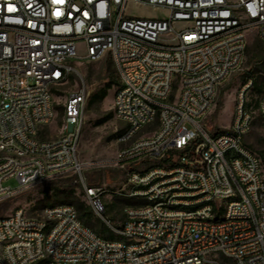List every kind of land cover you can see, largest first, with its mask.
I'll list each match as a JSON object with an SVG mask.
<instances>
[{
  "label": "built area",
  "instance_id": "built-area-1",
  "mask_svg": "<svg viewBox=\"0 0 264 264\" xmlns=\"http://www.w3.org/2000/svg\"><path fill=\"white\" fill-rule=\"evenodd\" d=\"M131 3L168 15L138 18ZM253 34L264 43V0H0V204L76 176L98 214L106 197L140 202L123 204L115 238L70 204L0 216V264H264V156L246 141L253 81L228 131L204 123ZM107 56L126 126L116 190L82 178L85 88L57 123L61 87ZM258 111L264 126V88Z\"/></svg>",
  "mask_w": 264,
  "mask_h": 264
},
{
  "label": "rangeland",
  "instance_id": "rangeland-1",
  "mask_svg": "<svg viewBox=\"0 0 264 264\" xmlns=\"http://www.w3.org/2000/svg\"><path fill=\"white\" fill-rule=\"evenodd\" d=\"M128 12L138 18L148 19H163L168 15L167 10L132 3L129 4ZM79 72L80 74L74 75L70 83L61 87L56 95L57 123L60 126L67 95L73 90L85 88L88 97L79 154L83 162L92 165L86 166L82 172V178L87 186H101L116 190L121 187L125 177L124 172L114 165L118 151L124 147L118 138L126 129L125 124L116 118L114 112V92L119 85V77L109 56L94 63H84L80 66ZM249 80L253 81V85L245 92V102L253 116V121L246 141L264 156V126L258 111L264 88V43L255 34L249 42L242 70L222 87L217 104L204 123L213 131H228L233 122L238 94ZM109 116L112 118L104 121ZM152 129L150 128L148 132ZM59 132V128L54 125L51 135L55 136ZM53 181L26 190L15 198L0 204V216H7L16 209H23L27 215L33 216L55 202L65 201L63 196L54 192L55 185L51 184ZM8 183L16 186L14 180ZM72 183L76 186L75 201L92 208L93 218L88 223L89 227L106 237L115 238L112 228H118L123 223L124 201L118 197H106L104 199L105 209L98 214L90 200L87 199L79 176L74 177ZM100 223L105 225L106 230L100 228Z\"/></svg>",
  "mask_w": 264,
  "mask_h": 264
},
{
  "label": "trees",
  "instance_id": "trees-1",
  "mask_svg": "<svg viewBox=\"0 0 264 264\" xmlns=\"http://www.w3.org/2000/svg\"><path fill=\"white\" fill-rule=\"evenodd\" d=\"M101 97H103V95ZM111 118L112 116H109L104 121H107ZM124 132L125 130L121 132L119 137H121ZM73 178L74 177L65 178L60 181L52 180L53 182H51V184L55 185L54 192H56V194L60 196H63L65 198V201H58V202L53 203L50 206H56V205H62V204H70V205L75 206L82 222L85 225L89 226L88 223L93 218V211L91 207H88L84 204H81L75 201V187L76 186L73 185L72 183ZM121 200L124 201V204H128V205H136L140 203L138 201L129 200V199H121ZM100 228H102L103 230H106L105 225L102 223H100ZM109 238H112V237H109Z\"/></svg>",
  "mask_w": 264,
  "mask_h": 264
}]
</instances>
